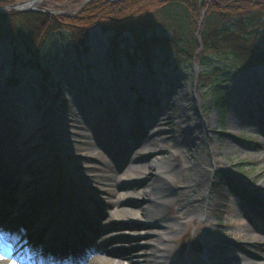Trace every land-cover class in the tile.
<instances>
[{
  "label": "rangeland",
  "instance_id": "obj_1",
  "mask_svg": "<svg viewBox=\"0 0 264 264\" xmlns=\"http://www.w3.org/2000/svg\"><path fill=\"white\" fill-rule=\"evenodd\" d=\"M21 1L27 0H16V3ZM87 1L37 0L34 4L35 9L28 11L39 10L53 16L77 15L92 0L88 3ZM7 13H9L7 9H0V14ZM204 15L205 12L202 18ZM7 27H10V24L7 23ZM200 30L201 22H199V32ZM33 33L34 37L30 41L16 33H13L15 35L13 37L7 31L0 35V88L1 93L3 92L1 95L5 98L17 95L21 96L20 98L28 97L26 100L23 99L27 106L22 109L21 119L24 120V126H22L24 131L21 134L29 140L25 153L18 154L19 159L16 161L25 172H16V164L11 163L9 156L0 163V220H3L4 230L15 221L14 226L24 230L18 237L21 235L25 237L33 232L34 228L41 226L48 218H52L59 212L57 210L59 207H51L48 204L44 199V194L51 195L57 199L56 204L58 203L59 198L57 197L61 199V195L59 190L54 188L56 183L54 172H59L65 166V171L71 176L72 188L75 191V197L69 198L72 213L80 216L86 215L92 220L94 216L97 217L93 229L88 226L79 228L78 233L84 235L81 240L86 243L95 241L105 250L116 247L121 253L141 255L142 264H147L149 259L157 260L162 255L158 249H155L161 245L154 247L156 242L153 243V241L157 238L153 236L136 240L137 233L151 230H146L142 222L146 223L144 216L145 218L149 215L154 216V213H146L143 209L145 202L140 199L135 207L137 216L133 220L127 219L123 212L126 192L122 188L123 185L133 181L142 182L148 179L146 183L151 182L153 175L166 171V166L172 168L174 160L169 166L163 164L161 168L145 170L146 175L143 171L129 175L121 170L128 156L131 157L126 150L127 143L136 138L132 136L133 138L129 140L126 136L127 129L131 126L135 133L138 132V129L146 122L143 116L144 110H155L163 103L167 105L166 118L168 119L163 121L164 125H159V129L156 128L157 126L150 128V132L153 133L155 129H158L166 133L161 134L160 137L157 136L160 139L158 141L152 138V134L151 138L149 136L140 137L141 143L137 141L135 148L144 144L143 141H146L148 137L151 142L155 141L156 146H151V150H144L137 155H145V161L148 163L156 160V157L160 156V149L164 143L170 148L175 144V141L168 142L162 136L170 135L171 130L174 132L179 129L183 130L185 126L177 124L181 115L192 116L191 125L194 126L199 122L202 127L197 145L204 158L203 166L209 171L207 190L213 195L211 202L214 204L218 201L217 211L212 213L208 210V217L206 213H202L195 218H189L180 226L174 224L167 226L166 234L161 235L162 239L169 240L164 251L170 259L175 258L177 264H199L208 248L205 240L207 236L210 241L209 245H212L215 264H244L245 262L249 264L250 260L255 262L263 260L264 234L261 232L264 230V218L258 216L255 219L254 210L241 211L236 200L237 197L244 198L247 195L246 187L256 188L260 198L264 199V158L262 157L264 132L260 129L261 127L256 126L257 123L247 125L246 119L251 120L252 117L248 115L245 118L243 114H240L238 105L234 106L232 103V97L235 96L234 92H237L241 83L256 82L254 80L257 79L254 76L257 74L259 81L264 83V63L246 70H231L224 82L218 77L220 82L217 83H221L224 88L223 95L227 105L226 115L223 118L213 104L212 94L201 90L197 83L204 69L199 56L202 51L200 37L197 42L200 49L192 60L184 61L176 67L175 63L165 60L163 53H157L155 50L157 54H154L153 60L157 64L154 70H151L143 54L138 55L135 52L136 42L129 34L124 35L127 41L124 38L116 41L120 45V48L116 50L113 49V35L105 32L101 27L90 30L86 43L79 46L75 44L73 33L67 29L50 33L45 30L41 33L38 30ZM260 40L258 44L264 47V32ZM45 70L51 75L49 80L45 78ZM111 76L122 81L124 95L128 98H122L121 101L114 99L115 90L111 87L113 84ZM10 78L16 80L17 83L9 85ZM91 89L99 93L93 97L98 100L95 103L97 110L93 109L94 102L88 97ZM150 89L154 92L152 99L149 98L150 93L147 92L151 91ZM81 96L85 97L83 101L89 100L86 108L88 110L85 113L88 120L79 119L78 122L76 116L80 111L78 105L82 99ZM25 110H28L27 114ZM115 116L118 118L114 121ZM57 117L61 118L60 122ZM240 117L245 118V121H237L236 124L230 122ZM63 118H70L72 121L66 122ZM13 119L12 109L6 106L0 113L2 135H5V129L10 126ZM170 119L173 121L171 126L168 123ZM187 124L188 122L185 123ZM105 127L108 128L105 129L108 132L104 134L105 130L103 131L102 128ZM64 130L67 133L63 134ZM79 131L87 136L82 137L76 133ZM55 132L57 133L54 134ZM99 140L103 141L99 142ZM85 142L86 145H84ZM87 148L99 150L107 163H100L92 157L93 150ZM172 148L173 151L176 150ZM181 149L183 157L189 154L188 148L181 147ZM175 165H178V162ZM92 166H101L105 173ZM82 167L87 168L84 173L80 170ZM88 170L89 174L93 175L111 174L118 181L117 183L122 184L119 188L116 187L117 195L111 197L108 194L109 190H100V187L107 188L106 186H99L92 179H86ZM229 170L243 177L249 186L242 185L230 174ZM79 171L80 174H85L84 177H77ZM174 184L175 187L172 186V188L177 198L181 187L178 188L176 181ZM50 186L52 190L49 189ZM226 186L230 187L229 190ZM18 187H22V193ZM144 188L140 187V192H143ZM150 199L153 200L156 197L153 196ZM107 201H113L115 205L108 206ZM36 207H41L44 215L37 219L35 226H25L23 221L26 220L29 212L32 214V211L36 212ZM222 210L224 212L220 214L219 211ZM108 211H111L110 216ZM159 212H161L160 208L155 214ZM172 213L169 212L170 218ZM205 219L208 221V226L212 228L209 233H206L204 227ZM134 221L138 223L132 225ZM67 227L69 228L66 233L73 230L69 223L64 226V228ZM94 229H99L104 233L102 238L94 239ZM58 231L56 225L51 233H58ZM194 240H196L194 245H191ZM49 241L51 240L43 242L49 243ZM197 241L205 246L201 252L196 250L198 249L195 245ZM0 248L4 249L7 259L14 257L17 261L36 262L24 255L21 250L14 249L9 241H0ZM80 254L75 255L74 260L82 264L86 253L81 249ZM110 258L118 259V257ZM98 263L108 264V261L100 260ZM18 264L21 263L18 261Z\"/></svg>",
  "mask_w": 264,
  "mask_h": 264
},
{
  "label": "bare ground",
  "instance_id": "obj_2",
  "mask_svg": "<svg viewBox=\"0 0 264 264\" xmlns=\"http://www.w3.org/2000/svg\"><path fill=\"white\" fill-rule=\"evenodd\" d=\"M257 80L248 81V83H241L239 89H237V92H234L233 99V105H238L239 113L243 114L245 118L250 115V119H246L247 125H250L252 123H257L256 126L264 132V83L259 81L258 74L256 76ZM113 80V84H111L112 89H114V99L116 101H121L122 98H128L124 95V88L122 85V81L115 77L111 76ZM149 92L150 96L149 98L152 99V96L154 95V92L152 89ZM1 88H0V113L3 112V109L6 106H9L12 109V115L14 116V119L12 120L9 127H5V135H2L0 132V163H2V160H6L9 156L11 158V163L16 164V172H25V170L21 169L20 165L16 163L18 161L20 153H23L26 150V145L29 140H27L26 136H22V131L24 126V120L21 119L23 117L22 115V109H25L27 104L25 103V100L28 99V97L20 98L21 96H11L9 98L3 97L1 95ZM89 92L88 97L89 100H93L94 104H92V107L94 110H97L98 107L96 106V102L98 100H95L93 97L97 95L96 91L91 89ZM99 94V93H98ZM83 96V95H82ZM81 96V97H82ZM80 97V96H78ZM77 97V99H78ZM76 99V100H77ZM85 97H82L80 99L79 103V113L76 116V119H78V122L82 119L83 121L88 120V116L85 114L88 109H86L88 106V101H83ZM28 102V101H27ZM109 102V101H108ZM25 103V104H24ZM78 103V100H77ZM24 106V107H23ZM166 104L156 108L155 110H148L145 109L144 111V118L146 122L143 124L141 128L138 129V132H134L132 130V127L130 126L127 129V135L129 140L134 138V141L127 143V152L131 157L128 156V159L126 160L125 165L122 168V172L126 174L135 175L138 171H143L144 175H146L145 170L149 169L152 170L153 168H161L162 165H170L171 161L174 160L175 163L178 162V165H175L173 161L172 168H169L166 166V171H160L158 174L153 175L151 178V182H148V179H144L142 182L133 181L132 183L123 185V190L126 192V200L123 203L124 205V215L127 219L133 220L137 216V210L136 205L137 202L141 199L144 204V211L154 213L153 215H149L147 218L145 216L143 217L146 219V223L142 222V225L144 228L151 229L149 232H139L136 234V240L137 239H144L153 237L157 238L153 241L156 242L154 247L156 245H161L160 247L157 246L155 249H158L159 253L162 254L160 257L157 258V260L149 259L147 261V264H177L175 263V258L170 259V257L167 255L166 251H164L168 239H162L161 235L166 234V231L168 230V227L170 224H174L177 226H180L181 224L186 223V221L193 217L195 218L198 214L202 215V213H206L208 217V210H210L212 213H215L217 211L218 201L217 203L211 202L213 199V195L211 192H208L207 188L209 186V176H208V169L205 168L204 161L202 158L201 151L199 150V146L197 145V141L199 140V135L201 134V124L197 122L194 126H192L190 122V118L192 116L187 117L188 115H181L179 117L178 125H184L185 127L183 130L179 129L177 131L171 130V134L167 136H162L164 140H167L168 142L175 141L174 145H171L172 147L176 148V150L173 151V148L168 147L165 143L161 146L160 149V156L158 155L156 157V160H152L151 162H147L145 155L139 156L137 154H140L144 150H151V146H156L155 141L149 140V137L156 139L157 141L160 140L157 138V136H161V134H164L166 132L159 131V125H164L165 122H163L168 115ZM233 106V107H234ZM27 109V108H26ZM90 109V108H89ZM26 111V110H25ZM24 111V112H25ZM28 113V110L25 112V114ZM128 117V116H126ZM118 117H114V121ZM235 118V117H234ZM244 118V119H245ZM66 122L72 121L70 118H63ZM80 119V120H79ZM242 117L238 119H232L231 123H237L238 122H244ZM57 120L60 122L61 118L57 117ZM130 120V119H126ZM130 122V121H129ZM188 122L187 125L185 123ZM169 126L173 124V121L170 119L168 122ZM61 124V123H60ZM59 124V125H60ZM57 125L58 127H60ZM131 125V124H130ZM157 126V127H156ZM158 128L153 131V133L150 132V128ZM161 128V127H160ZM108 129L105 127L102 130ZM163 129V128H161ZM158 130V131H157ZM1 131V127H0ZM59 131V130H58ZM7 132V134H6ZM108 131L105 130L103 132L104 134ZM55 132L54 134H56ZM67 133L66 130H64L63 134ZM80 134L82 137H86L87 134L79 131L76 132ZM59 134V133H58ZM152 134V135H151ZM151 135V136H150ZM133 136V137H132ZM149 136L146 141H143L140 146L136 147L137 141L141 143L140 137ZM154 136V137H153ZM156 136V137H155ZM102 142L103 140H99V142ZM87 143L85 142L84 145ZM182 148H188L189 154L183 157V150ZM262 157L264 158V147ZM88 150H93L91 148H87ZM86 149V150H87ZM25 153V152H24ZM14 154V156H12ZM134 154V155H133ZM136 154V155H135ZM163 154H167L168 156H161ZM16 155V156H15ZM92 157H94L96 160L100 161V163H107L106 160L103 159V156L101 155V152L97 149L93 150ZM13 159V161H12ZM155 159V158H154ZM15 160V162H14ZM102 161V162H101ZM87 167V166H86ZM86 167L80 168V170L84 173L87 169ZM96 169H101L102 172L105 173V170L101 166H92ZM230 171V170H229ZM88 172V174H87ZM86 172V179H92L94 182H97L99 186H106L107 188H101L105 189V191L109 190L108 194L112 197L117 195V189L116 187L122 186V184L117 183L116 179L113 178L111 174L108 175H100V174H89V170ZM231 172V171H230ZM91 173V172H90ZM77 177H84L83 174H80V171L77 173ZM54 178H55V188H58L59 193L61 194V201L56 204L55 198H53L51 195L44 194V199L48 202L51 207H59L61 212L57 213L59 217H56V215L50 220L48 218V222L45 224L43 223L41 226H38L34 228L33 233L30 234V239L34 236L38 238V240L34 243V247L37 248L39 246V243L41 239H52L51 231L54 229L56 225H60L62 220H65V223L62 225L69 223L72 227V231H66L67 228H61L59 230V233H65L61 239V235L56 233L55 238L57 239L56 243L57 245L53 246V248L49 249L48 254L44 257L43 261H47L49 257L51 256V251H54L56 246L62 249V251L66 254H64L63 257H61V260H69L68 261H60L59 264H80L73 260L75 255H81V249L84 250L86 253L83 257L82 264H99L98 261H108V264H142L141 255L138 254H130L128 252L121 253L116 247L109 249L101 248L100 245H98L95 241L94 243L92 241H89V243H86V241L81 240L82 236H84L81 233H78L79 228L82 226H88L90 228H94L95 222L97 221V217L94 216L92 220L91 217H87L86 215L80 216V215H74L72 213V206L71 203L66 200V194H70L71 196L74 195L72 192V185L69 180V175L66 173L65 168H61L60 171L54 172ZM137 178V177H136ZM135 179V178H134ZM108 180L109 182H105ZM112 181V182H110ZM178 182V188H180V193L177 198L174 196V182ZM115 182V183H114ZM227 184V183H226ZM173 186V188H172ZM115 187V188H114ZM140 187L144 188L143 192H140ZM227 187V186H226ZM22 187H18V190L22 193L21 190ZM25 188V187H24ZM230 187H227L229 190ZM49 189L52 190L51 186ZM121 189V188H120ZM1 190V189H0ZM203 190V192H202ZM73 194V195H72ZM65 195V197H62ZM156 197V199H150V197ZM248 196V195H247ZM18 197V196H17ZM16 198V196H15ZM20 198V197H18ZM60 198V197H59ZM12 199V198H10ZM17 199V198H16ZM52 199V200H51ZM150 199V200H147ZM239 199V200H238ZM236 203L240 207L241 211L247 212L248 210H254V217L255 219L259 216L261 218H264V205L262 202L258 201L256 197L254 196H248V198H238L236 200ZM256 204V205H255ZM108 206L115 205V202L113 201H107ZM255 205V206H254ZM71 206V207H70ZM262 206V208H260ZM161 209V212L159 214H155L158 209ZM34 209V208H33ZM58 210V209H57ZM168 211V212H167ZM171 211L172 216L170 218L169 212ZM32 213H29L26 217V220L23 221L24 224L28 227L35 226V220L36 218L39 219L40 216L44 215L41 207H36L35 210L32 211ZM224 210L219 211L220 214H222ZM108 215H111V211L107 212ZM109 215V216H110ZM205 215V214H203ZM142 216V215H141ZM7 220V219H6ZM253 220V218H252ZM68 221V222H67ZM176 224H175V223ZM16 222H11L9 224V227L14 226ZM138 223V221H134L131 224L134 225ZM253 223V222H252ZM0 224H3V220H0ZM34 224V225H33ZM204 227L206 230V233L212 231V228L208 226V221L205 219L204 221ZM16 228V227H15ZM31 228V229H33ZM59 229V226L57 227ZM163 231V232H162ZM261 232V231H260ZM94 239L96 238H102L104 233L100 231L99 229H94ZM264 234V230L261 232ZM15 232H12L10 235H14ZM208 235V234H207ZM15 237V236H13ZM59 239V240H58ZM80 239V240H79ZM12 241V239L10 238ZM75 240H77V243ZM205 240L207 241L208 248L206 250V254L201 261H199V264H215V256L212 252L210 241L208 237L206 236ZM63 241H65L63 243ZM169 243V242H168ZM110 257H118V259H113ZM19 259V258H18ZM12 259H0V264H11ZM19 263H21V260H18ZM22 264V263H21ZM248 264V263H244ZM249 264H264V258L262 261L255 262L250 260Z\"/></svg>",
  "mask_w": 264,
  "mask_h": 264
},
{
  "label": "trees",
  "instance_id": "obj_3",
  "mask_svg": "<svg viewBox=\"0 0 264 264\" xmlns=\"http://www.w3.org/2000/svg\"><path fill=\"white\" fill-rule=\"evenodd\" d=\"M14 3L16 0H0L2 7ZM96 27L113 35L116 50L120 48L116 41L131 35L136 42L135 52L143 54L151 70L157 64L153 60L157 53H163L165 60L176 67L192 60L200 49V37L202 51L198 55L204 69L197 83L201 90L212 94L213 104L223 118L227 105L218 77L224 82L231 70L264 63V47L258 44L264 32V0H92L77 15L53 16L39 10L0 14V35L7 31L28 41L33 39L34 31L67 29L79 46ZM44 72L49 80L51 75ZM8 82L17 83L13 78ZM195 245L201 248L199 242Z\"/></svg>",
  "mask_w": 264,
  "mask_h": 264
},
{
  "label": "water",
  "instance_id": "obj_4",
  "mask_svg": "<svg viewBox=\"0 0 264 264\" xmlns=\"http://www.w3.org/2000/svg\"><path fill=\"white\" fill-rule=\"evenodd\" d=\"M37 0H27V1H21L19 3H14L10 6L2 7L0 6V9H7L8 11L14 10V11H28L35 9L34 4L36 3ZM90 1V0H88ZM87 1V3H88Z\"/></svg>",
  "mask_w": 264,
  "mask_h": 264
},
{
  "label": "snow or ice",
  "instance_id": "obj_5",
  "mask_svg": "<svg viewBox=\"0 0 264 264\" xmlns=\"http://www.w3.org/2000/svg\"><path fill=\"white\" fill-rule=\"evenodd\" d=\"M2 234H3L2 231H0V235ZM4 258H8V257L5 255L4 249L0 248V259H4ZM11 264H18V261L13 257Z\"/></svg>",
  "mask_w": 264,
  "mask_h": 264
}]
</instances>
